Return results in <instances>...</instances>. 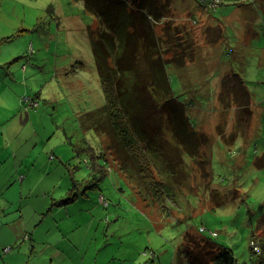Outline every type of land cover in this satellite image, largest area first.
Segmentation results:
<instances>
[{"label":"rangeland","instance_id":"374dc122","mask_svg":"<svg viewBox=\"0 0 264 264\" xmlns=\"http://www.w3.org/2000/svg\"><path fill=\"white\" fill-rule=\"evenodd\" d=\"M158 1L167 16L157 19L154 29L164 42V58L172 61L166 66L169 81L208 139L202 153L209 161L213 157L212 176H205L194 158L184 174L182 164L176 167L175 178L151 171L152 185H174V201L113 165L97 182L88 178L89 153L81 148L86 143L96 147V133L84 131L81 123L105 98L88 34L97 24L83 3L0 0V132L11 135L15 146L27 145L34 168L29 180L39 177L42 166L45 174L31 184L33 194L21 204L19 227L35 231L34 244H23L19 253L23 262L181 264L180 246L191 235L232 249L239 264H264V252L258 255L251 245L259 250L264 245V226L257 230L264 219V167L259 168L264 117L257 132L260 121L251 118L264 110V0ZM31 41L24 54L14 56L20 60L2 62ZM234 73L259 107L254 112ZM163 113L153 117L154 123L174 143ZM236 129L247 140L257 135L252 150L237 141ZM204 176L213 177L212 184ZM70 189L78 198L64 205ZM19 203L14 201L15 207ZM58 243L62 255L48 247Z\"/></svg>","mask_w":264,"mask_h":264},{"label":"trees","instance_id":"16d2710c","mask_svg":"<svg viewBox=\"0 0 264 264\" xmlns=\"http://www.w3.org/2000/svg\"><path fill=\"white\" fill-rule=\"evenodd\" d=\"M72 1L83 3L97 24L95 29L88 28V34L105 98L104 105L87 112L81 123L84 131L96 133L97 146L93 148L86 143V147L81 148L82 152L89 153V159L85 160L90 166L88 178L97 182L100 175H106V168L113 165L131 178H142L153 193L157 190L171 198L170 194L175 193L170 187L174 185L155 180L152 185L148 178L152 170L175 178L176 167L182 164L180 169L184 174L188 159L194 158L204 169V175L212 176L213 157L209 161L202 153L208 139L200 132L197 120L190 117L186 105L173 92L166 70L172 61L164 58V42L154 29L157 19L163 20L167 16L162 12L166 6L159 4L158 0ZM142 61L145 62L143 65ZM233 75L240 85L244 84L239 75ZM245 95L249 99L246 90ZM156 102L160 106L157 107ZM161 112L167 115L174 143L167 138V132L161 131L154 123L153 117L161 116ZM183 157L187 160L185 163ZM262 161L259 168L264 167V156ZM205 178L212 184L213 177ZM68 193L70 198L64 200V204L78 198L72 189ZM160 198L163 200L162 196ZM263 226L264 219L259 222L257 230ZM186 238L180 246L179 255L184 257L181 264H239L230 248L218 246L211 239L197 240L191 235ZM262 251L264 245L258 255H262ZM262 261L264 263L263 258Z\"/></svg>","mask_w":264,"mask_h":264},{"label":"crops","instance_id":"0c3cea01","mask_svg":"<svg viewBox=\"0 0 264 264\" xmlns=\"http://www.w3.org/2000/svg\"><path fill=\"white\" fill-rule=\"evenodd\" d=\"M5 41L6 40H4L3 42ZM8 41L10 43L13 41V39H9ZM33 44L34 42L31 41L26 45L25 49H24L25 46L24 44L22 49L11 52L10 58L9 59L4 58L2 59V62L6 64L7 61H9L11 58H17V56L14 57L15 55L19 53L24 54L27 51V48L33 46ZM240 86H241L240 94L243 95L244 98L245 90L247 91V88L245 84H241ZM242 86L244 88H242ZM262 89L261 91L263 92ZM248 95L251 101L249 102L250 103L249 110L254 112L256 108L259 107L256 106L255 102L251 98V95L250 94ZM263 99L264 98H262V100ZM246 100L248 99L246 98ZM263 113L264 110L261 116H257V112L254 113V115L250 113L252 114L251 118L253 117V120H258V122L260 121L259 126L256 129V132L260 129V126L263 123V117H264ZM236 130L237 131H235L234 133H238V135L234 134V136H236L237 141L241 140V142L243 143L242 144L243 147L246 148V151L249 150L250 143L256 141L257 135H255V137L252 140H247L245 137L248 136L243 135V131H240L239 129ZM4 132L5 131L0 132V264H20V263L31 264L29 263V261L23 262L22 257H18L23 244L27 243L26 245H30V244H34L35 242V236H34L35 231L32 233H27L26 228L19 227L22 224V220L24 221V214L21 204L24 202L23 201L24 199H28L32 196L33 189L31 188V184H33L34 181L45 178L44 167L42 166L41 173L37 179L31 178L29 180V178L33 176L34 168L32 163L28 164L30 157H27V153L29 150L27 149V145H25L24 141H22L20 143L21 145L19 146L13 145L10 139L11 135H5ZM262 156H264V154ZM27 184H29V188H25ZM68 191L67 194L69 195ZM68 198H70V196ZM14 201H17V204L19 201H21V203H19V207L18 205L15 207ZM72 203L75 202L70 201L68 204L65 203L64 205H71ZM43 210H45V208ZM59 228H60V224H59ZM19 230L24 232V234L21 236L12 235L15 234V232L17 233V231ZM1 232H4V234L1 235ZM31 236L33 237L32 240H31ZM19 246L21 247L18 248ZM48 247H52V248L54 247L57 255H62L64 253V249H62V247L59 246V243L56 245L49 244ZM9 249L11 250L10 252H8ZM151 263L154 264L155 262L151 260ZM102 264H107V263L104 262Z\"/></svg>","mask_w":264,"mask_h":264},{"label":"built area","instance_id":"2783aa9c","mask_svg":"<svg viewBox=\"0 0 264 264\" xmlns=\"http://www.w3.org/2000/svg\"><path fill=\"white\" fill-rule=\"evenodd\" d=\"M101 202H103V205L107 206L108 205V201L104 200V198L101 197ZM214 235L216 236V233H214ZM251 245L255 248V250H257L258 252L260 251L257 246H255V244L252 242ZM151 256H153V254H151Z\"/></svg>","mask_w":264,"mask_h":264},{"label":"clouds","instance_id":"9594fccd","mask_svg":"<svg viewBox=\"0 0 264 264\" xmlns=\"http://www.w3.org/2000/svg\"><path fill=\"white\" fill-rule=\"evenodd\" d=\"M259 253H260V252H259ZM259 253H258V254H259ZM154 256H155V255L153 254V256H152V257H154Z\"/></svg>","mask_w":264,"mask_h":264}]
</instances>
